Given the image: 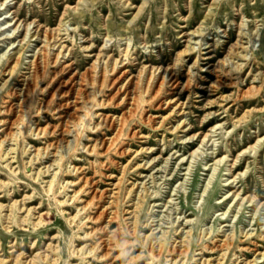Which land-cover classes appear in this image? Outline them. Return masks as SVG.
Here are the masks:
<instances>
[{
	"label": "rangeland",
	"instance_id": "1",
	"mask_svg": "<svg viewBox=\"0 0 264 264\" xmlns=\"http://www.w3.org/2000/svg\"><path fill=\"white\" fill-rule=\"evenodd\" d=\"M56 28L66 54L60 63H71L62 72L53 63L58 50L45 48V33ZM237 38L246 47L243 58L221 63ZM186 46L192 49L184 51ZM38 52L46 55L43 71L33 78L34 92L10 140L15 108L7 109L19 100L11 92L22 87ZM115 61L120 63L112 71ZM164 73L176 80L175 87L169 77L157 89ZM71 75L69 98L56 88ZM84 83L85 94H75ZM124 83L137 97L133 114L121 119L128 100L115 89ZM68 98L79 108L71 123L65 121L71 109L58 107ZM169 99L174 103L165 105ZM176 104L181 105L171 112ZM65 125L67 143L54 149ZM5 137L2 264H216L221 253L220 264H264L258 255L264 252V0H0V138ZM104 139L111 140L107 150ZM86 178L99 191L120 182L113 198L90 200L82 210L92 195L90 183L77 191ZM110 200L114 213L95 220L98 207ZM135 202L132 227L126 210ZM109 215L115 218L106 231L87 235ZM113 230L110 256L103 258L99 247L88 253ZM227 234L232 244L219 251ZM183 238L188 246L179 254Z\"/></svg>",
	"mask_w": 264,
	"mask_h": 264
},
{
	"label": "bare ground",
	"instance_id": "2",
	"mask_svg": "<svg viewBox=\"0 0 264 264\" xmlns=\"http://www.w3.org/2000/svg\"><path fill=\"white\" fill-rule=\"evenodd\" d=\"M214 1V0H213ZM59 29L60 28H56L55 30H54V33L53 34H48V33H45V41H46V49H49V50H53V49H55V50H58L57 51V53H55V54H53L54 56V60H53V63L55 64V63H60V58H65V55H64V51H65V46L64 45H62V41H60L61 40V38H58V31H59ZM48 34V35H47ZM242 38H237L236 40H235V42L233 43V44H231V46L229 47V51H228V54H227V58H225L223 61H221V63L223 62H226V61H228V60H230V61H232V59H234V58H243V56L241 55V53L243 52V50L246 48V47H244L243 46V42H242V40H241ZM25 40V39H24ZM55 46H57V47H55ZM188 46H186V49L184 50V51H187V50H191L192 48L191 47H188ZM241 49V51H239ZM67 51V50H66ZM41 52V51H40ZM40 52H38V54L37 55H33L32 56V60H31V66H33L32 68H33V70L31 71V72H29L28 73V76H26L24 79V82H23V84H22V87H20L19 89H15L14 91H12L11 92V95H17L18 96V102L17 103H13V104H11V105H9V107H8V109H7V111H10L12 108H15L14 109V114H13V116H14V119L12 120V121H10L9 122V130H8V132L6 133V137H8V139H10V140H13V136H14V131L12 132L11 130L12 129H14L13 127H14V125H17L18 123H19V120L21 119V117H22V113H23V109H24V107H25V105L27 104V102H28V94H29V92L31 91V92H34V77H36V74L39 72V69H40V72L42 73V69L41 68H39L40 66L42 67V63H44V55L45 54H41ZM204 53H207V52H204ZM40 54V55H39ZM43 55V56H42ZM46 56V55H45ZM233 57V58H232ZM97 58H99V57H97ZM212 58V56H208V57H206V58H204V59H211ZM66 59V58H65ZM98 60V59H97ZM100 60V59H99ZM96 61L97 62V64L94 66V68H95V70L96 69H98V68H100V61ZM117 60V59H116ZM43 61V62H42ZM46 61V60H45ZM65 61L66 60H64L63 61V63H65ZM119 61V60H118ZM18 63H19V56L18 57H16V58H14V60H13V63H12V65L9 67V70H8V75H12V73H13V71H15V69H16V67H17V65H18ZM118 63H120V62H118ZM116 61L114 62V65L112 66V68H111V70L113 71L114 70V68L116 67V64H118ZM122 63V62H121ZM93 64V63H92ZM105 64H107V63H104V66H105ZM60 65H61V68L58 70V71H67L70 67H71V63H65L64 65H62V63H60ZM45 66V65H44ZM103 66V65H102ZM111 67V66H110ZM238 67H240V66H238ZM93 68V69H94ZM103 68V69H102ZM124 68V67H123ZM92 69V70H93ZM104 69H105V67H101V77L102 78H104V75H105V72L106 71H104ZM242 68L240 67L239 68V70H241ZM87 70V69H86ZM95 70H94V72H95ZM155 71V70H154ZM54 72V71H53ZM86 72V71H85ZM84 72V73H85ZM91 72V71H90ZM152 72V71H151ZM92 73V72H91ZM110 73V72H109ZM124 73H125V71H122L120 74H119V76H117L115 79H113V81H112V83H110L111 85H113V84H115V83H118V80H119V78L120 77H122V75H124ZM153 73V72H152ZM152 73H151V75H150V77H149V80H150V78H151V76H152ZM226 73V72H225ZM95 74H96V72H95ZM126 74V73H125ZM167 74V73H166ZM39 75H40V73H39ZM85 75H87V73L85 74ZM88 76V75H87ZM86 76V77H87ZM90 76V75H89ZM99 76V75H98ZM218 76V75H217ZM85 77V78H86ZM90 77H94V75L92 76H90ZM111 77V76H110ZM170 77V86H173V87H175L176 86V80L175 79H173V77H172V75L170 76V75H165V73L163 74V77H162V80L160 81L159 79V84H158V86H157V89L158 88H160L161 86H163L164 85V83L166 82V80L168 79ZM52 78V77H51ZM84 78V77H83ZM124 78V77H123ZM41 79V78H40ZM101 79V78H100ZM124 79H126V78H124ZM58 80V79H57ZM84 80V79H83ZM90 80H92L91 78H90ZM103 80L104 79H101V82L100 83H102L103 84ZM131 80V79H130ZM222 80V79H221ZM93 81V80H92ZM92 81H89V80H87V81H85V82H87L88 84H90V82H92ZM117 81V82H116ZM139 81V80H138ZM219 81V80H218ZM6 82V81H5ZM5 82L4 83H2L3 85L5 84ZM187 82V81H186ZM220 82V81H219ZM231 82V81H230ZM230 82H229V84H230ZM49 83H50V81H49ZM99 83V82H98ZM126 83H128V81L126 82ZM129 83H130V81H129ZM128 83V84H129ZM147 83V82H146ZM167 83V82H166ZM221 83V82H220ZM32 84H33V86H32ZM101 84V85H102ZM92 85V84H91ZM99 85V84H98ZM109 85V84H108ZM83 87H78V88H76L75 89V94H77V95H82V94H85V89L87 88V84L86 83H84L83 85H82ZM137 87V86H136ZM146 87V86H145ZM100 88V87H99ZM56 89H59L60 90V93L62 94V96L64 95V96H67V97H69L70 98V94L73 92V90H74V82H73V76L71 75V76H69V77H67V79H65V80H62L61 82H59V84H58V86H57V88ZM113 90V89H112ZM115 93H118V92H120V93H122L123 94V97L121 98L122 100H124V99H127L128 101V107L126 108V110L122 113V115L120 116V118L121 119H124L125 117H128L129 115H131V114H133V112H134V109H135V105L136 104H134L135 103V101H136V97H135V95L132 93V91L130 90V89H128V87L126 86V84L124 83V84H122V85H120V86H118V87H116V89H115ZM145 91V90H144ZM154 91V90H153ZM172 92V91H171ZM51 93H52V91H51ZM89 93V92H88ZM156 93V92H155ZM174 93V92H173ZM244 94H245V92H243ZM73 94V93H72ZM112 94H114V93H112ZM242 94V93H241ZM51 95V94H50ZM89 95V94H88ZM53 96V95H52ZM76 96V95H75ZM85 96V95H84ZM113 96V95H112ZM155 96V95H154ZM80 97V96H79ZM109 97V96H108ZM223 97V96H222ZM242 97V96H241ZM52 98V97H51ZM69 98L68 99H66V102H64V103H62V104H60L58 107H60L61 108V106H65V107H68L69 109H71V111L70 112H68V114H67V119L65 120V121H67V122H72L74 119H76L77 118V115H76V112H77V110L79 109L78 107H76L75 106V104H73V105H71V103H73V102H71V101H68L69 100ZM83 98V97H82ZM153 98V97H152ZM240 98V97H239ZM111 99V98H110ZM86 100V99H85ZM121 100V101H122ZM139 100V99H138ZM80 101V100H79ZM44 102V101H43ZM118 102H120V101H118ZM75 103V102H74ZM100 103V102H99ZM159 104H160V102H158ZM169 103H174L173 102V99H169L168 101H165L164 102V104L166 105H168ZM47 104V103H46ZM90 104V103H89ZM45 105V104H44ZM58 105V104H57ZM125 105V104H124ZM160 105H162V104H160ZM180 105L181 104H176L174 107H173V109L171 110V112H173L175 109H177V107H180ZM123 106V105H122ZM44 108H45V106H44ZM55 109H57V108H55ZM40 110V109H39ZM81 110V109H80ZM181 110V109H180ZM178 111V110H177ZM60 112V111H59ZM67 112V111H66ZM66 114V113H65ZM182 114V113H181ZM12 117V116H11ZM103 117V116H102ZM105 117V116H104ZM147 117V116H146ZM145 117V118H146ZM7 120V119H6ZM105 120H106V118H105ZM149 120V119H148ZM122 121V120H121ZM70 122V123H71ZM184 122V121H183ZM61 123H64V122H60V123H58L59 125L61 124ZM121 123V122H120ZM154 123V122H153ZM181 123V122H180ZM65 124V123H64ZM108 124V123H107ZM97 125V124H96ZM114 125V118L113 119H110V122H109V127L110 126H113ZM180 125V124H179ZM68 126V125H67ZM95 126V125H94ZM122 126V125H121ZM57 126H54V127H52L53 128V131H54V129L56 128ZM156 127V126H155ZM178 125L174 128V130H172V131H177L178 130ZM50 128H51V126H50ZM38 129V128H37ZM120 128L118 127V128H116V132H115V134L116 133H118V130H119ZM122 129V128H121ZM172 129V128H171ZM95 130V129H94ZM183 130V129H182ZM53 131L51 130V133H53ZM67 131H69L68 130V128H66V125H65V127H63L62 128V132H61V138L58 140V143H57V145L54 147V149H57L58 150V148L59 147H61V144H62V142H65V143H67V141H66V139H65V137L64 136H66L67 134ZM131 133V132H130ZM132 134V133H131ZM133 134H134V132H133ZM139 135V134H138ZM129 136V135H128ZM207 135L205 134L204 135V137L203 138H205ZM3 138L2 140H1V138H0V147H2V144L5 142V139H7V138ZM104 140H106V139H104ZM104 140H100V143L101 144H103L104 143ZM96 141V140H95ZM98 141V140H97ZM106 142H107V140H106ZM105 142V143H106ZM56 143V142H55ZM69 143V142H68ZM104 143V144H105ZM52 145H54L53 143H51ZM51 144H48L47 146H45L44 148H43V154H47V152H46V149L48 148V147H50V146H52ZM110 144H111V140H108V142H107V147L105 148L106 150H107V148H109V146H110ZM93 146V145H92ZM105 146V145H104ZM11 150V149H10ZM91 150V149H90ZM89 150V151H90ZM88 151V152H89ZM105 151V150H104ZM122 151V150H121ZM57 153V152H56ZM122 153V152H121ZM103 154H104V152H103ZM5 157L6 156H8V152H5ZM39 155V153H38V149H37V151L35 152V154H34V157L36 158L37 156ZM56 155V154H55ZM56 160H54V162H55ZM139 165V164H138ZM11 166V165H10ZM145 166V165H144ZM45 168V167H44ZM49 168H50V166H47V168H46V170L43 172V173H48V171H49ZM78 169V168H77ZM235 170V169H234ZM84 177V176H83ZM108 177V176H107ZM90 179V178H89ZM114 179V178H113ZM118 181H119V178L117 179ZM118 181L116 182V183H109V186H111V188L110 189H103V190H97V188H94L92 185H93V182L91 181V183H90V181H87V178L86 179H84V181H82L83 182V184L80 186V188H79V190H77V191H80L85 185H87L88 183H90L91 184V188H92V195H91V197H90V199H89V201H87L83 206H82V210H84L85 208H86V206L89 204V202H90V200L92 201V200H94V199H97V200H101V199H103V198H109V199H111V198H113L114 197V194L116 193L115 191H114V189H115V187H117V184H118ZM120 182V181H119ZM135 184H133V186H134ZM137 186V185H136ZM135 187V186H134ZM49 188H50V186H49ZM48 191H49V189H47ZM90 191V190H89ZM117 195V194H116ZM1 197V196H0ZM236 197H237V195H236ZM72 198V197H71ZM16 202L17 201H14V204H16ZM105 202V201H104ZM112 202H113V200H110V201H108L107 202V205L106 206H99L98 208H99V211H97V215L95 216V220L96 219H101L102 217H104V215L106 216L107 214H113L114 212H112L111 210H110V207H112L111 206V204H112ZM100 203V202H99ZM136 203V202H135ZM23 206V205H22ZM137 207H138V204L136 203V204H134L133 206H132V209H130V210H126V214L128 215V217H127V219H128V222H127V224H129V225H132V227L133 226H135L136 225V212H137ZM23 208V207H22ZM21 208V209H22ZM17 209H18V207H17ZM28 213L30 212V209H25ZM113 210V209H112ZM39 218H40V216H38ZM42 217V216H41ZM74 217V216H73ZM113 218H115V216H113L112 217V215H109V217H108V219H107V221H106V223H105V225L104 226H99L97 229H92L89 233H87V235H89V234H92V233H94L96 230H99V231H102V232H104V231H106V225L108 224V223H110V221H112L113 220ZM73 219V218H72ZM104 220H106V219H104ZM93 228V227H92ZM164 235V234H163ZM119 236V235H118ZM116 238H117V233L113 230L112 232H109V234L108 235H106V234H102L101 236H99L98 238H97V242L96 243H94V245L93 246H91L90 247V249L88 250V253H91L94 249H95V247L97 248V247H99L100 249H102V251L104 250V252L102 253V257L103 258H106L108 255L110 256V250H112V248H114V246L115 245H113V240H116ZM119 238V237H118ZM162 237L159 239V240H156V247H157V256H159V253H160V250H161V248H162V245H163V243H162ZM187 241V239L186 238H183L182 240H180L179 241V254L180 253H182V252H185L186 251V249H184V248H186L188 245H185V242ZM232 241H233V237L232 236H229L228 234L224 237V239L220 242V244H218L217 246H216V248H218V250L219 251H223V250H225L229 245H231L232 244ZM116 242V241H115ZM117 243V242H116ZM120 243V242H119ZM181 247H183V249L181 248ZM75 250V249H74ZM155 250V249H154ZM78 251V250H77ZM155 253V252H154ZM221 255V257L220 258H218V259H222V257H223V255H224V253L222 254H220ZM258 255H260L261 257H264V252H262V253H258ZM116 257V256H115ZM214 259V258H213ZM217 258H215V260H217L216 261V264H220V261L218 260ZM254 261V260H253ZM204 262H207V261H204ZM3 263V261L0 259V264H2ZM14 264V263H13ZM90 264V263H89ZM104 264H108L107 263V261L106 262H104ZM110 264V263H109ZM244 264H251V262H246V263H244Z\"/></svg>",
	"mask_w": 264,
	"mask_h": 264
}]
</instances>
